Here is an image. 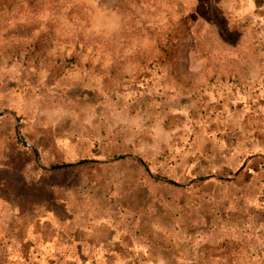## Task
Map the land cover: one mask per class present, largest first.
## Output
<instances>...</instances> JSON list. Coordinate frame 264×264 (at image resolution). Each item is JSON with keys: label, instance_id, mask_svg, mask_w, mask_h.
Returning a JSON list of instances; mask_svg holds the SVG:
<instances>
[{"label": "rangeland", "instance_id": "374dc122", "mask_svg": "<svg viewBox=\"0 0 264 264\" xmlns=\"http://www.w3.org/2000/svg\"><path fill=\"white\" fill-rule=\"evenodd\" d=\"M263 210L264 0H0V264H264Z\"/></svg>", "mask_w": 264, "mask_h": 264}, {"label": "trees", "instance_id": "16d2710c", "mask_svg": "<svg viewBox=\"0 0 264 264\" xmlns=\"http://www.w3.org/2000/svg\"><path fill=\"white\" fill-rule=\"evenodd\" d=\"M86 161H87L86 159H82V160L76 162V164H82V163H84ZM64 166H68V164H65ZM263 212H264V210H263ZM70 240L72 241V245L74 244L76 247H79V245L81 244V242L79 241V239L77 237L72 236L70 238ZM78 257H80V259H82L81 258V253L78 254Z\"/></svg>", "mask_w": 264, "mask_h": 264}]
</instances>
